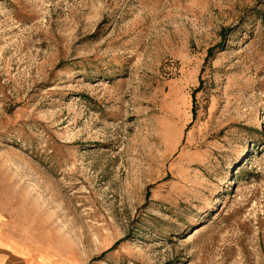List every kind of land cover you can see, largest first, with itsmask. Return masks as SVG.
Masks as SVG:
<instances>
[{
    "label": "rangeland",
    "instance_id": "rangeland-1",
    "mask_svg": "<svg viewBox=\"0 0 264 264\" xmlns=\"http://www.w3.org/2000/svg\"><path fill=\"white\" fill-rule=\"evenodd\" d=\"M0 212L22 264H264V0H0Z\"/></svg>",
    "mask_w": 264,
    "mask_h": 264
},
{
    "label": "crops",
    "instance_id": "crops-1",
    "mask_svg": "<svg viewBox=\"0 0 264 264\" xmlns=\"http://www.w3.org/2000/svg\"><path fill=\"white\" fill-rule=\"evenodd\" d=\"M3 222V213L0 212V264H22V249L7 237Z\"/></svg>",
    "mask_w": 264,
    "mask_h": 264
}]
</instances>
